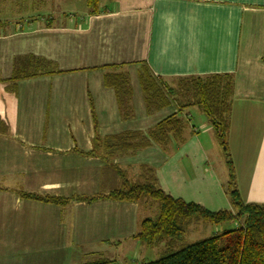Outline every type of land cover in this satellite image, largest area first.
<instances>
[{
    "label": "crops",
    "instance_id": "crops-1",
    "mask_svg": "<svg viewBox=\"0 0 264 264\" xmlns=\"http://www.w3.org/2000/svg\"><path fill=\"white\" fill-rule=\"evenodd\" d=\"M49 3L54 11L46 19L0 23V79L32 67V58L60 72L17 83L15 124L0 135V264H84L89 257L134 264L130 254L117 252L142 249L134 236L146 218L143 204L105 199L56 206L18 192L106 195L120 181L112 166L86 155L93 137L145 134L176 113L186 122L182 146L165 153L152 143L112 165L130 177L140 165L151 166L174 199L202 206L200 198L185 195L199 185L208 194L204 200L221 206L216 211L229 209H221L230 206L222 191L225 169L222 177L211 164L222 166L224 155L211 123L195 107L179 112L174 102L147 113L142 66L172 87L189 77L233 76L226 151L242 200L243 190L264 193V0H99L96 15H89L85 0ZM121 65L131 88L127 120L113 89L103 84V68Z\"/></svg>",
    "mask_w": 264,
    "mask_h": 264
},
{
    "label": "trees",
    "instance_id": "trees-1",
    "mask_svg": "<svg viewBox=\"0 0 264 264\" xmlns=\"http://www.w3.org/2000/svg\"><path fill=\"white\" fill-rule=\"evenodd\" d=\"M89 15L99 13V0H85ZM28 69L13 71L7 80L0 79V135H8L15 124L17 83L22 80L59 74L51 64L39 58ZM125 67L109 66L103 76V84L113 89L122 119L131 117V88L129 79L118 69ZM139 83L143 93L146 112L151 114L174 102L179 112L197 108L211 123L218 144L225 149L230 126L231 103L234 79L230 74L209 75L178 79L174 86H167L156 78L146 66L139 70ZM94 119V116H93ZM95 122V119H94ZM186 122L178 113L171 115L145 134L124 132L117 135L92 139V150L88 156L100 158L116 170L120 185L104 195L91 197L61 198L48 195L18 192L22 199L35 200L46 204L64 206L72 202L93 203L99 200L149 204L155 203V219L144 218L140 221L134 239L142 245L154 248L167 242L164 256L153 262L141 264H264V204L244 203L233 182L229 187L230 210L211 212L200 205L174 199L159 186L153 167L140 165L135 175L129 176L112 165L113 159L123 155H133L149 147L152 143L167 153L169 148H177L185 143ZM233 173V172H232ZM242 219V225L233 231L212 236L193 245L174 251L175 244L183 237L191 222H204L219 225L232 219ZM84 264H114L104 258Z\"/></svg>",
    "mask_w": 264,
    "mask_h": 264
},
{
    "label": "rangeland",
    "instance_id": "rangeland-1",
    "mask_svg": "<svg viewBox=\"0 0 264 264\" xmlns=\"http://www.w3.org/2000/svg\"><path fill=\"white\" fill-rule=\"evenodd\" d=\"M53 3H49V0H0V23H9V24H24L26 23V21L28 19H34V20H39V19H46L48 17V13H50L51 11H54V6H52ZM65 5V6H64ZM81 4L76 5V8H79ZM52 6V8H51ZM64 8L68 7V9L71 7L70 4H65L63 3ZM84 7V6H82ZM220 152H222V154H225L224 151V147H219ZM223 150V151H221ZM227 152V151H226ZM228 154V153H227ZM223 156V163L222 166H219V164L215 161L212 160L211 164L213 166L214 169L217 170V172H219V174L221 173V176L223 177V173H224V169H225V183L222 185V191L223 194H225L227 201L229 202V187L232 183V177H233V182L235 184V187L237 189V191L239 192L238 188H237V182H236V169H235V165L233 160L231 159V156L228 154L227 158L231 161V166L232 169L230 167V164L226 163V158L225 155ZM255 164H257V162H255ZM249 163H247L246 165V169H249ZM233 172V173H232ZM120 185V182L119 184ZM202 187L197 185L195 186V190L194 191H186L185 195L187 197H191V200H195L200 198L202 206H209L211 207V210H218L220 209L219 207L221 206H212L214 204H211V202H208L205 199V196L208 195L207 192H203L202 191ZM215 191L212 189L211 187V194L214 193ZM243 195H244V199L241 200L244 203H254V204H258V205H262L264 204V193H262L260 191V193H257L255 196L249 195L246 192H244L243 190ZM257 201V202H245V201ZM145 208H143V211H141V215L146 217V218H150V219H155L157 216V208H156V204L155 203H149L144 205ZM205 206V207H206ZM229 208V209H228ZM221 209H228L230 210V206L227 207L225 206L224 208ZM145 213V215H144ZM242 225V219H232L229 222L223 223V224H219V225H213L210 223H204V222H191L189 225H187L186 227V231L183 235V237L180 239V241H178L175 244L174 247V251H178L184 247H187L189 245H193L197 242L203 241L205 239H208L212 236L215 235H220L224 232H228V231H233L238 229L240 226ZM141 244V243H140ZM166 244L167 242H162L160 243L158 246H155L154 248H149L145 245L142 246L141 248H138L136 251L131 250L127 251V253L125 251H123V249L119 250L118 249V254H130V258L129 259H135L134 261L136 262H132L134 264H141L144 262H153L156 261L158 259H160L161 257L164 256L165 250H166ZM141 246V245H140ZM111 252V251H110ZM126 255V256H127ZM137 255V256H134ZM145 256V258H144ZM141 257V258H139ZM99 258V257H98ZM96 257L93 258H87L84 261H88L90 262L91 260H95L98 259ZM144 259V260H142Z\"/></svg>",
    "mask_w": 264,
    "mask_h": 264
}]
</instances>
